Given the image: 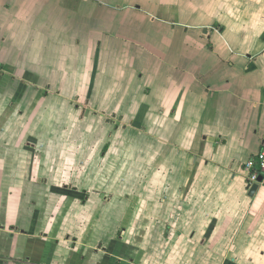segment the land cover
Masks as SVG:
<instances>
[{"label":"crops","instance_id":"1","mask_svg":"<svg viewBox=\"0 0 264 264\" xmlns=\"http://www.w3.org/2000/svg\"><path fill=\"white\" fill-rule=\"evenodd\" d=\"M263 135L264 0H0V264H264Z\"/></svg>","mask_w":264,"mask_h":264},{"label":"built area","instance_id":"2","mask_svg":"<svg viewBox=\"0 0 264 264\" xmlns=\"http://www.w3.org/2000/svg\"><path fill=\"white\" fill-rule=\"evenodd\" d=\"M246 172V185L250 190L254 185L259 188L264 186V135L261 138V150L255 158L250 159L244 165ZM262 179V181H260Z\"/></svg>","mask_w":264,"mask_h":264},{"label":"rangeland","instance_id":"3","mask_svg":"<svg viewBox=\"0 0 264 264\" xmlns=\"http://www.w3.org/2000/svg\"><path fill=\"white\" fill-rule=\"evenodd\" d=\"M126 131H120V132H118V134H117V139H118V141H116V143H118V144H120L121 143V145H119V146H117V149L119 150V152H124V148H125V146H123V144H124V142H125V138H126ZM136 150H139V149H141L142 147L140 146L141 145V142H142V139H141V137H136ZM117 150V151H118ZM127 152H130V148H128L127 149ZM141 155H139L138 154V157H140Z\"/></svg>","mask_w":264,"mask_h":264},{"label":"water","instance_id":"4","mask_svg":"<svg viewBox=\"0 0 264 264\" xmlns=\"http://www.w3.org/2000/svg\"><path fill=\"white\" fill-rule=\"evenodd\" d=\"M262 181V179H260ZM259 190V186L256 184L249 190V197L253 198Z\"/></svg>","mask_w":264,"mask_h":264}]
</instances>
